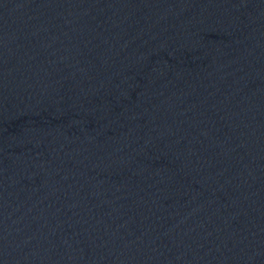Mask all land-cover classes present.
Returning <instances> with one entry per match:
<instances>
[{"label": "water", "instance_id": "1", "mask_svg": "<svg viewBox=\"0 0 264 264\" xmlns=\"http://www.w3.org/2000/svg\"><path fill=\"white\" fill-rule=\"evenodd\" d=\"M0 264H264V91L77 0H0Z\"/></svg>", "mask_w": 264, "mask_h": 264}]
</instances>
